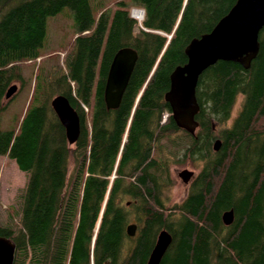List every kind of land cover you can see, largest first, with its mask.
<instances>
[{
	"label": "trees",
	"instance_id": "1",
	"mask_svg": "<svg viewBox=\"0 0 264 264\" xmlns=\"http://www.w3.org/2000/svg\"><path fill=\"white\" fill-rule=\"evenodd\" d=\"M130 2L146 9L138 32ZM235 2L119 0L109 12L100 0H0V117L15 95L5 98L7 88L24 84L19 63L41 56L47 18L69 7L76 29L67 70L41 81L37 67L25 112L14 128H0V154L29 174L20 227L0 226L15 243L13 264H146L162 228L172 241L160 264H264V27L249 68L219 60L200 75L195 134L176 126L164 98L188 42ZM124 46L138 57L110 109L105 81ZM58 94L80 117L73 145L50 105ZM178 133L188 141L183 156L202 163L185 198L169 205L174 157L166 146ZM228 209L234 219L225 225Z\"/></svg>",
	"mask_w": 264,
	"mask_h": 264
},
{
	"label": "water",
	"instance_id": "2",
	"mask_svg": "<svg viewBox=\"0 0 264 264\" xmlns=\"http://www.w3.org/2000/svg\"><path fill=\"white\" fill-rule=\"evenodd\" d=\"M263 27L264 0H236L209 32L190 40L184 49L187 62L172 71L170 87L164 96L178 128L195 134L198 127L195 116L199 110L196 86L202 72L219 60L237 62L244 68H249L258 54L259 33ZM137 57L136 50L129 46L118 49L113 55L104 86L107 108L115 109L119 106ZM16 90V84L10 85L5 98L11 97ZM50 105L65 128L68 144L73 145L80 134L79 114L62 94L54 96ZM219 147L220 139H216L213 148L218 150ZM193 175L194 172L186 168L178 172L185 183ZM233 219L232 209L223 212L222 221L225 225L231 224ZM136 229V223L131 222L126 226V233L134 236ZM171 241L170 233L165 228L160 229L146 264H160ZM15 249L13 240L0 235V264H13Z\"/></svg>",
	"mask_w": 264,
	"mask_h": 264
},
{
	"label": "rangeland",
	"instance_id": "3",
	"mask_svg": "<svg viewBox=\"0 0 264 264\" xmlns=\"http://www.w3.org/2000/svg\"><path fill=\"white\" fill-rule=\"evenodd\" d=\"M95 1L97 0H91V3L94 4ZM100 1L103 10L112 12L117 7V2L119 0ZM134 7L144 9L142 6L130 2L127 5L129 16H131V9ZM133 19L137 22L135 27L137 31V29L140 28L139 24H141L144 19L141 21L135 18ZM46 32V40L44 47L42 48L41 56L35 60H25L19 63V67L25 81L22 86L20 82L13 83L17 85V90L7 108L1 114V129L14 128L19 117L25 112L29 99L33 93L35 82L39 80L35 77L37 67H42L41 81L51 75L57 73L59 74L60 72L67 70L64 59L67 56V52L70 50L76 36L72 10L69 7H64L59 13L49 16L46 21ZM53 97L54 96H52V98ZM241 101L242 95H239L227 125H230L233 117L236 116L237 111L240 108ZM89 113L90 111L88 110V122L90 116ZM175 139L174 144L177 143L176 146L171 147L169 144L166 146L168 150L171 148V152L174 157L170 170L174 184L169 191V205L180 203L185 198L188 193L190 183L199 173L202 163L200 161L194 162L191 157L189 158L183 156V150L188 141L181 133L176 134ZM72 168L73 164L72 161H70L67 172L68 177ZM185 168L194 172L193 177L186 183L178 176V172ZM28 179L29 174L20 170L8 154H0V226L11 227L14 230H17L20 227L19 217L22 212V197L25 192Z\"/></svg>",
	"mask_w": 264,
	"mask_h": 264
},
{
	"label": "bare ground",
	"instance_id": "4",
	"mask_svg": "<svg viewBox=\"0 0 264 264\" xmlns=\"http://www.w3.org/2000/svg\"><path fill=\"white\" fill-rule=\"evenodd\" d=\"M143 15H144V11L141 9H138V10L135 9L133 11V16L139 21L143 20Z\"/></svg>",
	"mask_w": 264,
	"mask_h": 264
},
{
	"label": "flooded vegetation",
	"instance_id": "5",
	"mask_svg": "<svg viewBox=\"0 0 264 264\" xmlns=\"http://www.w3.org/2000/svg\"><path fill=\"white\" fill-rule=\"evenodd\" d=\"M143 11H144V14H145V16H146V9L144 8ZM145 16L143 15L144 20H145ZM139 25H140V28H143L142 23L139 24ZM135 27H136V26H135ZM140 28H139V29H140ZM139 29H137V31H136V29L134 28V31H135V32H138ZM206 33H207V32H206ZM194 38H195V37H194ZM192 39H193V38H192ZM189 42H190V41H189ZM189 42H188V43H189ZM124 47H125V46H124ZM119 49H120V48H119ZM133 49H134V48H133ZM186 62H187V60H186ZM186 62H185V63H186ZM185 63H184V64H185ZM182 65H183V64H182ZM177 66H181V64H180V65H177ZM177 66H176V67H177ZM176 67H175V68H176ZM175 68H174V69H175ZM174 69H173V70H174ZM173 70H172V71H173ZM171 73H172V72H171ZM171 73H170V74H171ZM202 73H203V72H202ZM169 87H170V86H169ZM196 87H197V86H196ZM198 111H199V110H198ZM196 121H197V120H196ZM197 128H198V127H197Z\"/></svg>",
	"mask_w": 264,
	"mask_h": 264
},
{
	"label": "built area",
	"instance_id": "6",
	"mask_svg": "<svg viewBox=\"0 0 264 264\" xmlns=\"http://www.w3.org/2000/svg\"><path fill=\"white\" fill-rule=\"evenodd\" d=\"M134 9H137V8L134 7V8L131 9V16H130L131 18H135V17L133 16V11H134ZM135 19H136V18H135Z\"/></svg>",
	"mask_w": 264,
	"mask_h": 264
}]
</instances>
